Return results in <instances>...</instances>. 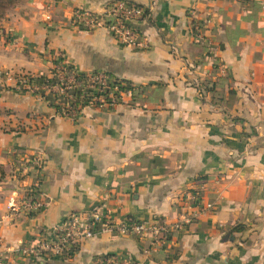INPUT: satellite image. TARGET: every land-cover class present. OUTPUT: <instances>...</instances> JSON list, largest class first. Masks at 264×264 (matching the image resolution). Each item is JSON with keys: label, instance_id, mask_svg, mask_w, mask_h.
Listing matches in <instances>:
<instances>
[{"label": "crops", "instance_id": "1", "mask_svg": "<svg viewBox=\"0 0 264 264\" xmlns=\"http://www.w3.org/2000/svg\"><path fill=\"white\" fill-rule=\"evenodd\" d=\"M111 1L26 0L0 18V264H91L103 253L140 264H264L260 0H125L148 11L135 25L147 37L145 50L105 30L70 25L75 9L101 12ZM196 24L204 45L192 38ZM209 52L225 67L223 77L214 74ZM52 55L142 90L112 108L85 107L72 121L1 76H47ZM205 81L213 91L201 96L193 84ZM37 153L45 161L40 188L48 205L13 217L10 206L32 182L21 161ZM190 189L214 210L176 233L166 253L146 255V242L109 234L65 261H27L14 251L49 238L71 212L174 222Z\"/></svg>", "mask_w": 264, "mask_h": 264}, {"label": "built area", "instance_id": "2", "mask_svg": "<svg viewBox=\"0 0 264 264\" xmlns=\"http://www.w3.org/2000/svg\"><path fill=\"white\" fill-rule=\"evenodd\" d=\"M261 2L264 20V0ZM148 16L146 8L131 4L125 0H113L103 6L101 12L77 8L73 11L70 25L84 32L97 29L105 30L115 41L136 50L147 49V37L140 33L135 25ZM49 21L50 17L45 16ZM203 27L196 24L191 35L195 43L203 44L206 36ZM210 53V52H209ZM211 54L214 74L225 75V67ZM6 82H14L17 91L27 92L41 99L66 119L76 121L85 107L112 108L124 96L132 97V89L123 91L121 79L105 71L79 72L73 65L64 61L61 55H52L51 69L46 79L29 81L30 75L12 76L2 73ZM213 76V74L211 75ZM198 83V82H196ZM198 91V90H197ZM45 161L37 153L21 161L20 172L31 179V185L23 190L21 199L10 206L13 217L36 215L48 205V200L41 191ZM181 213L174 222H167L161 217L147 221L126 219L116 222L108 212L96 209L91 211L71 212L54 227L49 238H41L33 244L21 243L14 251L19 258L27 261H39L43 258L54 260L71 259L81 246L103 234L131 236L146 242V255L153 251L166 253L174 236L191 225L204 211H213L214 205L203 201L198 189H190L183 196ZM91 264H140L138 261L118 253L95 255Z\"/></svg>", "mask_w": 264, "mask_h": 264}, {"label": "trees", "instance_id": "3", "mask_svg": "<svg viewBox=\"0 0 264 264\" xmlns=\"http://www.w3.org/2000/svg\"><path fill=\"white\" fill-rule=\"evenodd\" d=\"M20 0H2L0 1V10L4 9L6 6H15L17 3H19ZM3 17V16H2ZM46 79V76L44 75H37V76H29V81H35V82H40L42 80ZM125 83L124 87H121L123 91L132 89L133 95L132 97L135 98V96L138 94L137 92H140L142 90V87L140 86H134L131 83L127 81H122ZM213 83L211 81H205V83H194L193 86L196 87L198 90V93L203 96L204 91L205 92H212L213 88L210 87ZM33 216V215H32ZM132 219V218H129Z\"/></svg>", "mask_w": 264, "mask_h": 264}, {"label": "rangeland", "instance_id": "4", "mask_svg": "<svg viewBox=\"0 0 264 264\" xmlns=\"http://www.w3.org/2000/svg\"><path fill=\"white\" fill-rule=\"evenodd\" d=\"M2 1V0H0ZM26 0H20L19 3H17L15 6H6L4 9L0 10V18L4 16L6 13H9L14 7L24 3Z\"/></svg>", "mask_w": 264, "mask_h": 264}]
</instances>
